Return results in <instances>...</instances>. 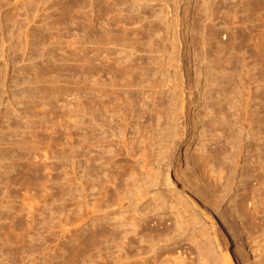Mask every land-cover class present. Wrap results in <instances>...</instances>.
<instances>
[{
  "label": "rangeland",
  "instance_id": "rangeland-1",
  "mask_svg": "<svg viewBox=\"0 0 264 264\" xmlns=\"http://www.w3.org/2000/svg\"><path fill=\"white\" fill-rule=\"evenodd\" d=\"M251 1L0 0V264H264Z\"/></svg>",
  "mask_w": 264,
  "mask_h": 264
},
{
  "label": "bare ground",
  "instance_id": "bare-ground-1",
  "mask_svg": "<svg viewBox=\"0 0 264 264\" xmlns=\"http://www.w3.org/2000/svg\"><path fill=\"white\" fill-rule=\"evenodd\" d=\"M247 1H248V3L252 2L251 0H246V2H247ZM256 1H257V0H256ZM260 1H261V0H260ZM260 1H258V2H260ZM253 2H254V1H253ZM262 2H263V0H262ZM256 3H257V2H256ZM263 3H264V2H263ZM263 3L261 4V2H260V4L263 6V7H262V10H263V8H264ZM251 4H252V3H251ZM254 4H255V3H254ZM256 5H257V4H256ZM258 5H259V3H258ZM247 6H248V5H247ZM247 6H246V7H247ZM250 6H251V5H249V7L247 8V9H248L247 11H250V9H251ZM259 7H260V6H259ZM247 72L249 73V71H247ZM250 74H251V73H250ZM246 76H248L247 73H246ZM249 76H250V75H249ZM248 78L251 79V76L248 77ZM246 79H247V77H246ZM252 79H253V77H252ZM247 80H249V79H247ZM249 81H251V82H249ZM249 81H248V82L251 84L253 80H249ZM247 85H248V84H247ZM249 90H250V87H249ZM263 93H264V92H263ZM256 95H257V94H256ZM263 95H264V94H263ZM253 96H254V95H253ZM158 100H159V99H158ZM194 103H195V102H194ZM205 108H206V107H205ZM215 114H216V113H215ZM220 114H221V113H220ZM169 115H170V114H169ZM218 115H219V114H218ZM221 115H222V114H221ZM221 115H220V116H221ZM182 116H183V115H182ZM171 117H172V114H171ZM179 117H180V116H179ZM172 118H173V117H172ZM185 118H186V117H185ZM199 118H200V117H199ZM166 119H167V118H166ZM192 119H193V118H192ZM171 120H172V119H171ZM184 120H185V119H184ZM217 121H218V120H217ZM184 123H185V122H184ZM187 123H188V122H187ZM205 123H206V122H205ZM209 124H210V123H209ZM171 125H172V124H171ZM175 127H176V126H175ZM183 127H184V126H183ZM166 130H167V129H166ZM192 130H193V129H192ZM258 130H259V129H258ZM170 131H171V130H170ZM175 131H176V130H175ZM185 131H186V130H185ZM181 132H182V131H181ZM141 133H142V132H141ZM189 133H190V132H189ZM146 134L148 135V133H146ZM186 134H187V133H186ZM178 135H179V132H178ZM184 135H185V134H184ZM189 135H190V134H189ZM189 135H187L186 137H191V136H189ZM202 135H203V134H202ZM141 136H143V134H142ZM149 136H150V135H149ZM149 136H148V138H149V142H151L152 139H151V141H150V137H149ZM144 137H145V136H144ZM173 137H174V136H173ZM175 137H177V135H176ZM184 137H185V136H184ZM238 137H239V136H238ZM138 138H139V137H138ZM152 138H153V136H152ZM178 138H179V136H178ZM178 138H177V139H178ZM191 138H192V137H191ZM140 139H141V138H140ZM144 139H145V138H144ZM153 139H154V138H153ZM171 139H172V138H171ZM197 139H198V138H197ZM242 139H243V138H242ZM145 140H146V139H145ZM147 140H148V139H147ZM175 140H176V139H175ZM185 140H186V139H185ZM191 140H193V139H191ZM142 141H143V140H142ZM171 141H172V140H171ZM176 141H177V140H176ZM179 141H180V139H179ZM187 141H188V138H187ZM152 142H153V141H152ZM180 142H182V141H180ZM180 142H179V143H180ZM184 142H185V141H184ZM138 143H139V142H138ZM141 144H144V143H141ZM141 144H139V145L141 146ZM150 144H151V143H149V145H150ZM154 144H155V143H154ZM187 144H188V143H187ZM133 145H134V144H133ZM151 145H152V144H151ZM134 146H135V145H134ZM134 146H133V147H134ZM152 146H153V145H152ZM177 146H178V145H176V147H177ZM134 148H135V147H134ZM177 148H178V147H177ZM203 148H204V147H203ZM206 149H207V148H206ZM209 149H210V148H209ZM211 149H212V148H211ZM130 150H131V149H130ZM133 150H136V149H133ZM138 150H139V149H138ZM172 150H173V149H172ZM207 150H208V149H207ZM136 151H137V150H136ZM169 151H170V150H169ZM208 151H209V150H208ZM137 152H140V151H137ZM137 152H134V154L136 155ZM205 153H206V152H205ZM207 153H208L210 156L212 155V154H211L212 152H207ZM207 153H206V155H207ZM138 154H139V153H138ZM141 154H142V153H141ZM168 154H169V153H168ZM171 155H172V154H171ZM131 156H133V155H131ZM210 156L207 157V158L211 159ZM167 157H168V155H167ZM149 158H150V157H149ZM207 158H206V160H207ZM168 159H169V158H168ZM201 159H203V158L201 157ZM144 160H145V159H144ZM171 160H172V159H171ZM204 160H205V159H204ZM199 161H200V160H199ZM202 161H203V160H202ZM195 162H196V161H195ZM166 163H167V162H166ZM196 163H197V162H196ZM138 164H139V163H138ZM168 164H169V163H168ZM197 164H198V163H197ZM206 164H208V163H206ZM198 165H199V164H198ZM168 166H169V165H168ZM151 169H152V168H151ZM193 169H194V168H193ZM193 169H192V170H193ZM195 169H196V168H195ZM133 170H134V169H133ZM138 170H139V169H138ZM129 171H130V170H129ZM129 171H128V172H129ZM189 171H191V170H189ZM131 172H132V170H131ZM142 172H143V171H142ZM196 172H197V169H196ZM207 172H208V171H207ZM209 172H210V171H209ZM132 173H133V172H132ZM130 174H131V173H130ZM134 174H135V173H134ZM184 174H185V173H184ZM192 174L194 175L195 172H193ZM128 175H129V174H128ZM136 175H137V178H136V177L133 178V177L130 175L132 179H131V182H130V184H129V187H130L131 189H134L135 187H136V188H139V190L137 189V192H136V193L138 194V192L140 191V192H143V193H141V194H145V195H146V192H147V191L145 192V190H144V189H145L144 186H145V184H147V181H148L147 179H148V178H145L144 175H143L142 173H138V174H136ZM145 175H146V174H145ZM159 176H161V175L159 174ZM176 176H178V175H176ZM146 177H148V176H146ZM157 177H158V176H157ZM181 177H182V176H181ZM128 178H130V177H128ZM159 178H160V177H159ZM182 178H183V177H182ZM186 178H187V177H186ZM189 178H190V177H189ZM157 179H158V178H157ZM119 180H121V178H119ZM129 180H130V179H129ZM132 180H133V181H132ZM188 180H189V179H188ZM195 180H196V179H195ZM122 181H124V180L122 179V180H121V183H123ZM159 181H160V180H159ZM159 181H158V182H159ZM189 181H190V180H189ZM189 181L186 180L185 182H188V183H189ZM128 182H129V181H128ZM152 182H153V181H152ZM121 183H120V184H121ZM124 183H125V181H124ZM124 183H123V184H124ZM188 183H187V184H188ZM226 183H227V182H226ZM123 184H122V185H123ZM126 184H127V183H125V185H126ZM155 184H156V183H155ZM190 184H191V183H190ZM190 184H189V186H190ZM117 185H119V184H117ZM122 185H119V187H120V186L123 187ZM227 185H229V184H227ZM127 186H128V185H127ZM127 186H126V187L124 186V187H125L126 189H128ZM186 186H187V185H186ZM191 186H192V185H191ZM133 187H134V188H133ZM195 187H196V186H194V187H192V188L195 189ZM226 187H227V186H226ZM117 188H118V187H117ZM227 188H228V187H227ZM126 189H124V190H126ZM131 189H130V190H126V191L128 192V194H129V193H133V191H132ZM190 189H191V188H190ZM196 189H197V188H196ZM196 189L194 190V192L196 191ZM224 189H225V188H224ZM118 190H120V189H118ZM122 190H123V188H122ZM146 190H148V189H146ZM134 191H135V189H134ZM190 191H192V190H190ZM215 191H216V190H215ZM223 191H224V190H223ZM121 192H122V191H121ZM140 192H139V196H141ZM197 192H199V191H196V193H197ZM200 192H201V191H200ZM200 192H199V194H198L199 196H200V194L202 195V192H201V193H200ZM136 193H135V194H136ZM203 193H204V192H203ZM119 194H120V193H119ZM128 194H126V195L129 196ZM121 195H123V194H121ZM131 195H132V194H131ZM204 195H206V194H204ZM210 195H211V194H210ZM255 195H256V194H255ZM259 195H260V194H259ZM259 195H258V196H259ZM123 196H124V195H123ZM133 196H134V194H133ZM155 196H157V195H155ZM157 197H158V196H157ZM202 197H204V199H206V196H203V195H202ZM202 197H200V202H201V204H202V205H201V206H202V207H201V210H202V209H203V211L205 210L206 212H208V217H212V218H214V220H216V212L214 211V209H212V207H211L212 204H211V203H208V202H207L206 200H204ZM207 197H208V196H207ZM259 197H260V196H259ZM259 197H258V199H259ZM128 198L130 199V196H129ZM128 198L125 197V199H128ZM133 198H134V197H133ZM155 198H156V197H155ZM121 199H122V197H121ZM125 199H123V200H125ZM159 199H160V198H159ZM210 199H211V198H210ZM212 199H213V198H212ZM255 199H256V198H255ZM117 200H118V199H117ZM132 200H133V199H132ZM153 200H154V199H153ZM161 200H162V199H161ZM119 201H121V200H119ZM142 201H143V200H142ZM142 201H141V202H142ZM155 201H156V200H155ZM210 201H211V200H210ZM257 201H258V200H257ZM259 201H260V200H259ZM132 202H133V201H131V203H132ZM131 203L129 202V204H131ZM163 203H164V202H163ZM135 204H136V203H135ZM208 204H209V205H208ZM210 204H211V205H210ZM256 204H258V203H256ZM131 205H132V204H131ZM139 205H140V204H139ZM254 205H255V204H254ZM149 206H150V205H149ZM259 206H260V205H259ZM259 206H258V207H259ZM127 207H128V206H127ZM151 207H152V206H151ZM154 207H155V206H154ZM154 207H153V208H154ZM162 207H163V205H162ZM256 207H257V206H256ZM120 208H121V207H120ZM128 208H129V207H128ZM148 208H149V207H148ZM129 209H130V208H129ZM131 209H132V208H131ZM160 209H162V208L160 207ZM186 209H187V208H186ZM147 210H149V209H146V211H147ZM150 210H153V209L150 208ZM158 210H159V209H158ZM162 210H163V209H162ZM255 210H256V209H255ZM132 211H133V210H132ZM146 211H145V212H146ZM154 211H155V208H154ZM256 211H257V210H256ZM256 211H255V212H256ZM137 212H138V211H136V213H137ZM147 212H148V211H147ZM150 212H152V211H150ZM150 212H148V214H149ZM155 212H156V211H155ZM192 212H193V211H192ZM118 213H119V212H118ZM124 213H125V212H124ZM142 214H144V213H142ZM148 214H146V215H148ZM150 214H151V213H150ZM152 214H153V213H152ZM123 215H124V214H123ZM123 215H121V218H122ZM130 215H131V214H130ZM132 215H134V214H132ZM132 215H131L130 217H132ZM144 215H145V214H144ZM146 215H145V216H146ZM118 216H119V215H118ZM134 216H136V215H134ZM128 217H129V216H128ZM177 217H178V216H177ZM135 218H136V217H135ZM140 218H141V219H140ZM140 218H137L138 220L135 219L136 222L138 221V223H137L138 225H139V220H140V222L142 223V221H143V220L145 221V219H146L147 217H145V219H142V218H143V215H142ZM125 219H126V218H125ZM129 219H130V218H129ZM148 219H149V218H148ZM150 219H151V217H150ZM178 219L181 220V218H178ZM127 220H128V219H127ZM135 220L133 219L132 221L134 222ZM141 220H142V221H141ZM182 220H183V219H182ZM123 221H124V220H123ZM176 221H177V220H176ZM127 222H128V221H127ZM146 222H148V221L146 220ZM146 222H144V223H146ZM164 222H165V221H164ZM150 223H151V222H150ZM161 223H162V222H161ZM135 224H136V223H135ZM135 224H133V225H135ZM157 224H158V223H157ZM159 224H160V223H159ZM163 224H165V223H163ZM176 224H177V223H176ZM176 224H175V225H176ZM178 224H179V223H178ZM178 224H177V225H178ZM133 225H132V226H133ZM140 225H141L142 227L144 226V225H142V224H140ZM145 225H146V224H145ZM160 225H162V224H160ZM121 226H122V225H121ZM135 226H136V225H135ZM135 226H134V227H135ZM148 226H149V225H148ZM134 227L132 228L131 231H133V229H135L136 227H137V229H138L139 226H136L135 228H134ZM164 227H166V226H164ZM167 227H168V226H167ZM139 228H140V227H139ZM157 228H158V227H157ZM172 228H173V227H172ZM215 228H217V227H215ZM140 229H141V228H140ZM140 229H138V231H139ZM163 229H164V228H163ZM163 229H162V230L159 229V230H160V231H163ZM181 229H182V228H181ZM135 230H136V229H135ZM144 230H145V229H144ZM146 230H147V229H146ZM148 230H149V229H148ZM159 230H157V229L155 230V233H156V231H158V234H157V235H156V234H153V235L151 236L152 233L149 235V238H150V239H149V240H150L149 243H150V245L147 244L148 247H146V248H149V249L146 250V251H149V252L152 251V252L154 253V255H153L152 252H151V256L153 255V256H152V259H153V263H154V264H157V263H158V264H164V263H165V259H164V258H163V259L160 258V253H159V255H158V252H157V251H159V250H162L161 252H164L163 247H162V248H159V247L161 246V245L159 246V243L162 244V243L160 242V241H161V238L159 237V233H160ZM164 230L167 231V229H164ZM126 231H127V233L131 234V233H130V230H129V231L126 230ZM126 231H125V232H126ZM138 231H136V232H134V233H137ZM140 231H142V230H140ZM151 231H152V230H151ZM153 231H154V230H153ZM153 231H152V232H153ZM121 232H122V231H121ZM174 232L177 233L176 231H174ZM178 232H179V231H178ZM138 233H140V232H138ZM142 233H143V231H142ZM166 233H170V232L168 231V232H166ZM171 233H173V232H171ZM171 233H170V234H171ZM201 233H204V232L202 231ZM120 234H121V233H120ZM123 234H124V233H123ZM125 234H126V233H125ZM129 234H128V235H129ZM132 234H133V233H132ZM161 234H162V232L160 233V235H161ZM204 234H205V233H204ZM137 235H139V234H137ZM162 235L165 236V233L162 234ZM172 235H173V234H172ZM201 235H202V234H201ZM158 237H159V238H158ZM165 237H166V236H165ZM165 237H164V238H165ZM123 238H124V237H123ZM164 238H163V240H164ZM167 238H168V236H167ZM170 238L172 239V236H170V237L167 239V241L170 240ZM174 238H175V237H174ZM174 238H173V239H174ZM165 239H166V238H165ZM163 240H162V241H163ZM145 241L147 242V241H148V238H147ZM167 241L165 240V242H167ZM170 241H171V240H170ZM121 242H122V241H121ZM121 242H120L119 244H120V245L122 244L123 247H124L123 242H122V243H121ZM165 242H163V243H165ZM175 242H176V241H175ZM147 243H148V242H147ZM167 243H168V242H167ZM175 244H176V243H175ZM120 245H119V246H120ZM122 245H121V247H122ZM162 245H163V244H162ZM166 248H168V247H165V250H166ZM123 250H124V249H123ZM205 250H206V249H205ZM144 252H145V251H144ZM156 252H157V253H156ZM159 252H160V251H159ZM148 254H149V253H148ZM162 254H163V253H162ZM119 256H120V255H119ZM120 257H122V255H121ZM120 257H119V258H120ZM161 257H162V256H161ZM149 258L151 259V257H149ZM159 258H160V260L162 259V260H161L162 262L160 261L161 263H159V260H158ZM145 259H147V258H145ZM152 259H151V260H152ZM176 259H177V258H176ZM180 259H181V257L179 258V260H180ZM121 260H123V259L121 258ZM163 260H164V261H163ZM179 260L177 259L178 262H179ZM118 261H119V260H118ZM145 261H146V260H145ZM149 261H150V260H148V263H149ZM167 261H168V260H167ZM192 261H193V260H192ZM192 261H191V263H192ZM119 262H120V261H119ZM150 262H151V261H150ZM178 262L176 263V261H174V264H178ZM181 262L183 263L182 260H180V264H182ZM198 262H199V261H198ZM122 264H123V263H122ZM145 264H146V263H145ZM150 264H152V262H151ZM165 264H167V263H165ZM172 264H173V263H172ZM183 264H184V263H183ZM244 264H245V263H244Z\"/></svg>",
  "mask_w": 264,
  "mask_h": 264
}]
</instances>
